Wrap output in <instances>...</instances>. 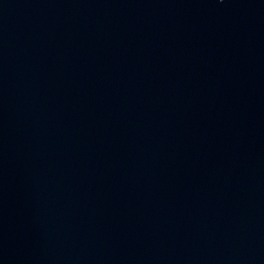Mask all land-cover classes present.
I'll return each instance as SVG.
<instances>
[{"label":"water","instance_id":"obj_1","mask_svg":"<svg viewBox=\"0 0 264 264\" xmlns=\"http://www.w3.org/2000/svg\"><path fill=\"white\" fill-rule=\"evenodd\" d=\"M0 264H264V0H0Z\"/></svg>","mask_w":264,"mask_h":264}]
</instances>
